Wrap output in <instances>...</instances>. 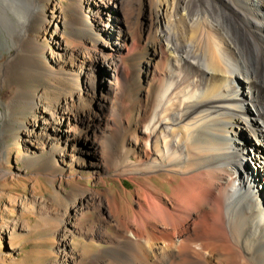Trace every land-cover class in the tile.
Returning a JSON list of instances; mask_svg holds the SVG:
<instances>
[{"label":"bare ground","instance_id":"obj_1","mask_svg":"<svg viewBox=\"0 0 264 264\" xmlns=\"http://www.w3.org/2000/svg\"><path fill=\"white\" fill-rule=\"evenodd\" d=\"M48 1L0 0V50L8 46L7 34L17 47L0 65L2 85L13 92L8 104L0 100V133L15 122L31 143L55 138L60 147L59 133H68L75 122L87 123L78 109L86 102L79 83L84 65H48L38 34L52 29L61 39L76 38L69 52L76 62L83 61L79 47L94 46L95 38L80 4L68 17L57 12V0L54 11ZM82 1L88 8L125 5V0ZM199 1L192 9L190 0H177L175 20L184 32L176 43L167 10H157L159 34L144 54L145 67L153 61L166 66L172 58L176 69L153 71L156 108L138 130L142 142H135L133 155L141 154L143 170L130 177L137 185L134 195L118 191L109 201L95 190L85 192V205L96 206L106 227L92 231L109 244L86 259L93 264H264V0ZM188 31L202 32L201 46L183 40ZM113 71L117 82L125 74L123 63ZM32 80L38 81L35 89L29 87ZM28 112L42 113L32 126L25 122ZM244 129L246 136L240 134ZM66 138V145L72 143ZM109 150L110 143L105 154ZM245 160L255 172H247Z\"/></svg>","mask_w":264,"mask_h":264},{"label":"rangeland","instance_id":"obj_2","mask_svg":"<svg viewBox=\"0 0 264 264\" xmlns=\"http://www.w3.org/2000/svg\"><path fill=\"white\" fill-rule=\"evenodd\" d=\"M190 1L192 9L200 4L199 0ZM55 2L46 3L51 11L55 9ZM176 2L125 0L123 8L108 9L104 8L105 4L88 8L82 5V0H57V12H64L68 17L80 4L89 20L94 46L91 42L87 48L79 47L83 61L76 62L70 59L69 52L78 41L69 34H63L61 39L52 29L42 31L38 34V44L46 50L48 65L58 69H79L84 65L79 83L86 102L78 105V109L87 114V123L75 122L71 131L59 133L63 136L60 147H56L55 138L41 140L37 145L31 143L26 130L15 122L7 124V131L0 133V264H93V258L86 259L109 247L107 237L94 235L92 231L95 227L101 232L106 227L98 220L96 206L85 205V192L95 190L112 201L115 192L127 190L134 195L136 191L137 185L130 177L143 170V163L139 162L141 154L135 157L133 150L136 141L142 142L138 130L143 131L154 116L153 71L176 69L172 58L166 66L153 61L154 66L146 69L147 61L143 58L148 46L158 38L156 14L160 6L172 19L170 29L175 34L174 41L184 32L181 21L175 20L179 17ZM232 7L237 8L231 4ZM201 34V31H188L183 40L199 47ZM3 38H7L8 46L0 50V65L8 62L17 49L13 35ZM133 40L135 48L132 49ZM32 45L35 46L34 39ZM104 59L106 65L99 62ZM111 60L113 65L109 63ZM118 62L123 63L125 74L115 82L113 70ZM177 71L186 75L180 69ZM74 81L77 86V79ZM38 85L36 80L29 83L31 89ZM12 93L9 86L3 87L0 72V100L7 98L8 104ZM99 102L106 105L105 109L99 107ZM22 108L25 107L18 110ZM177 109L178 106L173 110ZM0 110H4L3 106ZM28 114L25 118L28 126H32L36 115H42ZM240 134L246 136V129ZM67 136L72 140L69 146L65 141ZM109 143L111 150L105 154L104 148ZM247 149L253 152L251 147ZM244 164L247 172L256 171L250 169V162L245 160Z\"/></svg>","mask_w":264,"mask_h":264}]
</instances>
